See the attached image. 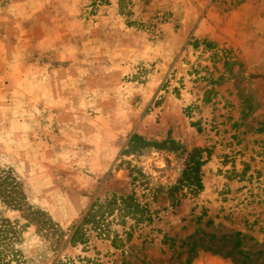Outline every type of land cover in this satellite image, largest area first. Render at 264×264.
Here are the masks:
<instances>
[{"label": "rangeland", "instance_id": "obj_1", "mask_svg": "<svg viewBox=\"0 0 264 264\" xmlns=\"http://www.w3.org/2000/svg\"><path fill=\"white\" fill-rule=\"evenodd\" d=\"M1 191L22 264H264V0H0Z\"/></svg>", "mask_w": 264, "mask_h": 264}, {"label": "trees", "instance_id": "obj_2", "mask_svg": "<svg viewBox=\"0 0 264 264\" xmlns=\"http://www.w3.org/2000/svg\"><path fill=\"white\" fill-rule=\"evenodd\" d=\"M154 145H163L170 149L176 147V143L173 140H164L162 142H154ZM202 153V150L199 148H193L191 152L188 154V160L186 163L185 168L182 170V174L180 176L179 182L177 186L172 187L170 190L173 193L174 190L177 189H186L191 193L197 192L201 187V166L203 164L202 161H199V155ZM0 195L5 197L4 193L1 191ZM11 203V200H9ZM175 202H177L175 200ZM107 205L119 203V205L124 206L128 209L130 214L134 215L136 212H140L144 215V209L140 207L139 203L136 201L133 194L129 195H111V197L105 201ZM98 207H101V204H98ZM93 209L90 208L85 216L82 218L80 224H78L73 232H71L68 242L72 245L77 243H86L88 241V236L86 232L83 230V223L89 221V216L92 215ZM2 232L0 231V264H22V252L17 245L16 235L15 232ZM233 238L235 241L238 242L237 237L241 236L240 233H235ZM214 238V236L212 237ZM225 238V237H224ZM228 238H231L229 236ZM118 240L117 237L114 238V241ZM119 241V240H118ZM113 242V241H112ZM214 243V242H213ZM115 244V242H114ZM213 251L220 252L218 248H215ZM242 252H234L233 249H229L228 251L224 252L225 257H231L234 261H237L238 264H245L247 257L244 256L242 259L238 258L241 256ZM239 255V256H235ZM189 262L188 257L185 260V264Z\"/></svg>", "mask_w": 264, "mask_h": 264}]
</instances>
